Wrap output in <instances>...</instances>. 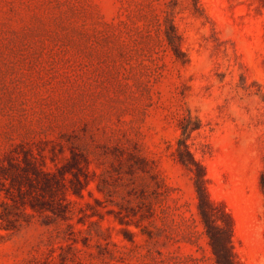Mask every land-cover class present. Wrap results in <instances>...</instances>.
<instances>
[{
    "label": "rangeland",
    "instance_id": "obj_1",
    "mask_svg": "<svg viewBox=\"0 0 264 264\" xmlns=\"http://www.w3.org/2000/svg\"><path fill=\"white\" fill-rule=\"evenodd\" d=\"M173 1L181 59L149 24L163 0H0V151L20 142L62 146L66 156L84 153L99 174L118 149L136 147L156 161L189 214L193 184L170 146L182 105L202 121L188 142L206 167L211 198L233 218L239 260L264 264V0H197V9ZM96 182L83 197L70 195L75 229L87 227L77 217L97 209L102 218H91L128 251L126 264H215L203 235L161 245L121 225ZM40 221L0 228V264L42 258L49 239L67 231L66 222ZM121 229L135 232V245Z\"/></svg>",
    "mask_w": 264,
    "mask_h": 264
},
{
    "label": "trees",
    "instance_id": "obj_2",
    "mask_svg": "<svg viewBox=\"0 0 264 264\" xmlns=\"http://www.w3.org/2000/svg\"><path fill=\"white\" fill-rule=\"evenodd\" d=\"M172 1L163 0L149 24L163 32V40L181 59L182 37L174 22ZM192 5L197 9V0H192ZM150 31H146L148 36ZM173 116L180 135L170 145L171 155L189 172L194 189L195 210L187 209L189 214L183 209L185 204L172 195L174 187L157 168L156 161L141 154L136 147L118 149L111 169L99 174L89 168L90 160L84 153L71 152L66 156L62 146L20 142L0 151V228L15 232L37 218L46 226L60 222L67 225L66 233L49 239L46 254L42 258L33 257L29 264H126L128 251L109 239V227L91 218L94 215L102 218L97 209L90 213L84 211L82 217L87 219L77 217V223L87 224L86 228L75 229L70 222L76 202L70 195L83 197V190L95 177L96 189L104 201L117 207L109 211L115 220L121 225L134 224L147 241L161 245L177 241L193 244L203 235L215 264H242L233 246V218L223 204L211 198L206 167L188 142L201 129L202 121L182 105L174 110ZM58 153L63 159L61 163L57 160ZM258 182L264 216V155ZM95 202L102 203L97 198ZM121 230L124 238L135 245V232ZM94 237L93 250L90 240ZM56 238H59L57 246L53 244Z\"/></svg>",
    "mask_w": 264,
    "mask_h": 264
}]
</instances>
